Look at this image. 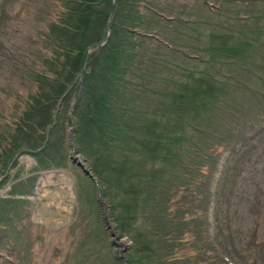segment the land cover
Returning a JSON list of instances; mask_svg holds the SVG:
<instances>
[{"label":"rangeland","instance_id":"1","mask_svg":"<svg viewBox=\"0 0 264 264\" xmlns=\"http://www.w3.org/2000/svg\"><path fill=\"white\" fill-rule=\"evenodd\" d=\"M257 1L136 0L138 13L128 12L125 27L133 31L140 51L134 65L138 74L128 76L133 81L146 77L150 95L168 99L159 98L162 90H181L189 77L207 74L229 91L222 101L232 103L236 97L243 102L227 105L223 119L219 114L217 129L223 130L217 133L221 142L212 150L213 163L187 183L180 178L171 186L162 207L169 223L162 224L153 209L151 219L132 215L120 230L113 217L117 211L107 200L114 190L102 181L100 195L114 236L107 229L96 184L71 157L76 154L90 167L92 158L76 138L74 113L87 63L53 102L56 126L34 130L26 140L29 147L16 151L0 174V264H126L117 255L132 252L131 237L150 243L149 264H264V0ZM63 3L0 0V153L37 93L35 75L53 76L42 61L56 50L48 26L62 16ZM196 85L191 78L186 83ZM46 139L57 167L44 169L28 153L41 149ZM146 227L167 234L159 239L145 233Z\"/></svg>","mask_w":264,"mask_h":264},{"label":"trees","instance_id":"2","mask_svg":"<svg viewBox=\"0 0 264 264\" xmlns=\"http://www.w3.org/2000/svg\"><path fill=\"white\" fill-rule=\"evenodd\" d=\"M135 2L116 0L110 35L88 58L74 110L79 147L83 152L86 148L91 156L90 168L98 182H105L114 190L108 202L112 211H117L113 217L120 230H125L127 217L132 215L134 219L143 215L151 219L153 213L149 212L153 209L158 211L162 224L169 223L166 208L162 207H166L171 186L180 178L187 183L199 168L213 163L212 150L221 142L216 139L217 133L223 130L217 129L221 125L219 114L223 119L228 114L227 105L243 103L236 97L232 103L222 101L228 99L229 91L216 84L215 79L208 80L207 74L189 77L197 84L193 88L186 86L185 80L181 90L178 86L162 90L159 98L167 95L168 99L150 95L153 88L143 75L139 76L141 80L133 81L128 75L138 74L134 65L140 57V51L135 49L139 41L132 38L133 31L125 25L130 16L138 13ZM63 4L62 16L48 26L56 50L51 58L42 61L45 71L53 76L43 72L35 75L37 93L30 96L15 128L16 135L11 134L8 146L0 153V174L16 151L29 147L26 140L34 130L44 131L52 123L56 126L54 100L72 85L87 50L106 34L112 0H64ZM145 97L149 100L143 104ZM151 101L156 103L149 106ZM50 142L46 139L41 149L28 151L44 169L58 165L57 156L48 150ZM151 188L155 193L149 191ZM152 199L157 206H150ZM0 218H4L1 202ZM145 231L157 238L164 236L162 230L146 227ZM133 240L135 247L128 255L129 264H149L150 243Z\"/></svg>","mask_w":264,"mask_h":264},{"label":"water","instance_id":"3","mask_svg":"<svg viewBox=\"0 0 264 264\" xmlns=\"http://www.w3.org/2000/svg\"><path fill=\"white\" fill-rule=\"evenodd\" d=\"M115 4H116V0H113L112 1V6H111V9H110V13H109V16H108V19H107V22H106V35L104 36V38L95 45L94 48L90 49L89 51H87L86 55H85V59H84V63H83V67L81 68L80 72L77 74V77H80L82 75V72L84 71L86 65H87V62H88V58L90 57V55L94 52H96L99 47L101 45H103L109 35H110V23H111V18H112V15H113V12H114V8H115ZM68 90V89H67ZM71 157L77 161V164L82 167V169L84 170V172L87 174V175H91L92 176V173L90 171V169L86 168L85 167V164H84V161L82 159H80L76 154L74 155H71ZM92 179L93 181H95V178L92 176ZM97 198H98V201L102 204V206L104 207V210L102 212V216H103V219L105 220V223H106V227L107 229L110 230L111 234L114 236V231H113V228H112V225L110 223V220L108 219L107 217V213H106V205L104 204L102 198L99 196V192L97 190ZM119 257H124L125 259V263L127 264V258L126 256L124 255V253H121L119 254Z\"/></svg>","mask_w":264,"mask_h":264},{"label":"bare ground","instance_id":"4","mask_svg":"<svg viewBox=\"0 0 264 264\" xmlns=\"http://www.w3.org/2000/svg\"><path fill=\"white\" fill-rule=\"evenodd\" d=\"M112 17H113V15H112ZM112 19V18H111Z\"/></svg>","mask_w":264,"mask_h":264}]
</instances>
